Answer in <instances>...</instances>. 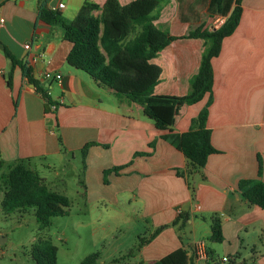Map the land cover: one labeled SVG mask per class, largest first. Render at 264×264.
<instances>
[{
    "label": "crops",
    "instance_id": "0c3cea01",
    "mask_svg": "<svg viewBox=\"0 0 264 264\" xmlns=\"http://www.w3.org/2000/svg\"><path fill=\"white\" fill-rule=\"evenodd\" d=\"M85 1L0 0V173L23 160L65 196L73 182L88 204L136 206L135 219L116 216L111 228L130 230L131 245L99 253L95 264H152L178 248L186 251L187 264H264V210L236 189L241 179L264 182V0H241L237 27L211 59L208 94L192 104L152 106L174 131L184 132L208 100L206 126L217 152L184 176L176 170H184L187 159L162 138L165 131L144 115V105L70 66L71 42L62 28L39 18L40 3H63L56 10L71 20ZM210 3L164 0L154 24L176 36L200 25L217 28L226 16L207 15ZM202 50L200 38H180L160 50L151 60L161 68L153 94L179 100L191 95ZM7 53L29 66L47 97ZM46 72L61 78L46 79ZM115 167L121 169L104 174ZM214 216L221 224L220 243L209 240ZM199 242L205 255L196 250Z\"/></svg>",
    "mask_w": 264,
    "mask_h": 264
},
{
    "label": "trees",
    "instance_id": "16d2710c",
    "mask_svg": "<svg viewBox=\"0 0 264 264\" xmlns=\"http://www.w3.org/2000/svg\"><path fill=\"white\" fill-rule=\"evenodd\" d=\"M163 2L164 0H131L121 5L118 0H105L99 5L86 0L71 20L65 19L59 11L48 8L43 2L38 5V15L46 23L59 25L64 38L71 42L66 57L70 66L84 71L95 83L112 93L144 105V115L158 130L165 131L162 138L187 159L186 168L176 170L177 175L184 176L185 173L203 168L207 157L217 152L211 144L210 130L206 126L208 100L191 120L189 129L184 132L174 131L152 106H171L178 102L192 104L211 91V59L219 53L222 40L237 27L241 15V0H211L207 15L226 16L225 20L217 28L207 29L200 25L181 36L172 35L154 24ZM95 11L98 13L95 14ZM180 38L203 40L198 71L190 78L193 93L180 100L157 97L153 90L159 82L161 68L151 60L165 46ZM7 55L12 64L18 65L22 74L47 97L32 79L29 66L20 63L10 54ZM86 147L88 144L84 146ZM1 166L0 161V169ZM119 169L121 167H115L106 170L104 174ZM260 171L261 162L258 160V175ZM236 189L249 204L264 210L263 181L256 178L241 179ZM69 206L67 196L47 187L38 173L30 169L23 160L0 173V208L4 215L32 209L39 228L44 229L50 225L52 217L67 215ZM209 240L216 243L223 240L217 216L212 219ZM141 245L142 241H139L138 247ZM56 254L57 248L50 238H39L31 245L30 258L33 264H57ZM98 258L99 252L91 253L80 264H95ZM152 264H187L186 251L178 248Z\"/></svg>",
    "mask_w": 264,
    "mask_h": 264
},
{
    "label": "rangeland",
    "instance_id": "374dc122",
    "mask_svg": "<svg viewBox=\"0 0 264 264\" xmlns=\"http://www.w3.org/2000/svg\"><path fill=\"white\" fill-rule=\"evenodd\" d=\"M59 170L66 173L67 167L59 166ZM81 192L72 182L66 192L70 200L67 215L52 217L44 229L39 228L32 209L4 215L0 208V264H33L30 249L39 238H50L56 246L57 264H80L91 253L111 255L131 245L130 230L118 233L111 228L118 224L116 216L135 219L138 208L88 204Z\"/></svg>",
    "mask_w": 264,
    "mask_h": 264
},
{
    "label": "built area",
    "instance_id": "2783aa9c",
    "mask_svg": "<svg viewBox=\"0 0 264 264\" xmlns=\"http://www.w3.org/2000/svg\"><path fill=\"white\" fill-rule=\"evenodd\" d=\"M63 7H64V4L60 2V3H58L56 6H52L50 9H52V10H56V9H60V8H63ZM0 22L2 23V22H3V19H0ZM24 48H25V49H28V48H29V44H25V45H24ZM44 78H46V79H49V78L60 79V78H61V74L56 73V74L53 75V74H51L50 72H46V73L44 74ZM51 107H52L53 109H55V108H56V105H52ZM195 247H196V250H197L198 252H200L201 254L205 255V253H204V246H203V243L199 242V243H197V244L195 245ZM0 255H1V250H0ZM222 259H223V261H226V260H227L226 257H223Z\"/></svg>",
    "mask_w": 264,
    "mask_h": 264
},
{
    "label": "water",
    "instance_id": "95a60500",
    "mask_svg": "<svg viewBox=\"0 0 264 264\" xmlns=\"http://www.w3.org/2000/svg\"><path fill=\"white\" fill-rule=\"evenodd\" d=\"M2 243V241H0Z\"/></svg>",
    "mask_w": 264,
    "mask_h": 264
}]
</instances>
